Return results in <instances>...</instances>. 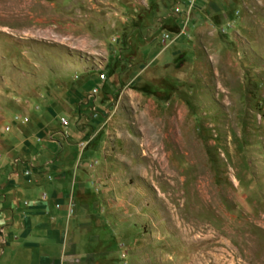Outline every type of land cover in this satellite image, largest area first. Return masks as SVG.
Wrapping results in <instances>:
<instances>
[{
	"label": "rangeland",
	"instance_id": "obj_1",
	"mask_svg": "<svg viewBox=\"0 0 264 264\" xmlns=\"http://www.w3.org/2000/svg\"><path fill=\"white\" fill-rule=\"evenodd\" d=\"M17 173L65 191L51 264H264V0H0Z\"/></svg>",
	"mask_w": 264,
	"mask_h": 264
},
{
	"label": "crops",
	"instance_id": "obj_2",
	"mask_svg": "<svg viewBox=\"0 0 264 264\" xmlns=\"http://www.w3.org/2000/svg\"><path fill=\"white\" fill-rule=\"evenodd\" d=\"M4 184L0 204L1 264H17L19 238L27 240L30 264H51L54 252L65 240V191L56 185L32 184V179L21 182L16 176ZM43 192L47 195L43 196ZM43 222L36 223L38 220ZM40 228V229H39ZM52 245V246H51Z\"/></svg>",
	"mask_w": 264,
	"mask_h": 264
},
{
	"label": "built area",
	"instance_id": "obj_3",
	"mask_svg": "<svg viewBox=\"0 0 264 264\" xmlns=\"http://www.w3.org/2000/svg\"><path fill=\"white\" fill-rule=\"evenodd\" d=\"M65 122H66V120H65Z\"/></svg>",
	"mask_w": 264,
	"mask_h": 264
}]
</instances>
